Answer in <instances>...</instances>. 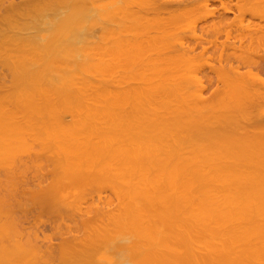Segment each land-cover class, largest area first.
Listing matches in <instances>:
<instances>
[{
    "label": "bare ground",
    "instance_id": "bare-ground-1",
    "mask_svg": "<svg viewBox=\"0 0 264 264\" xmlns=\"http://www.w3.org/2000/svg\"><path fill=\"white\" fill-rule=\"evenodd\" d=\"M0 70V264H264V0H0Z\"/></svg>",
    "mask_w": 264,
    "mask_h": 264
},
{
    "label": "rangeland",
    "instance_id": "rangeland-1",
    "mask_svg": "<svg viewBox=\"0 0 264 264\" xmlns=\"http://www.w3.org/2000/svg\"><path fill=\"white\" fill-rule=\"evenodd\" d=\"M232 1L234 2L235 0H232ZM219 4H220V3H218V1H213V2H211V3L208 5V7H210V8H211L212 6H213V8H214V7H217V6L219 7ZM201 11H202V10H201ZM201 11H200V13H199L200 15L198 14L197 11H196V12H197L198 15L195 14V13H194V15H193L195 18H197L196 16H198V18H199V19L197 18L199 21L196 22V28H195V32L198 33V34H202V32H201V30H200L201 28H198V27H199L198 24L201 26V24H203V22H204V21L201 19V16H202V14H203V12L201 13ZM195 15H196V16H195ZM231 15H232V14H230V13L228 14V16L232 17ZM193 16H192V18H193ZM187 18H189V17H187ZM190 18H191V17H190ZM190 18L188 19L189 21H190ZM195 18H194V19H195ZM197 19H196V20H197ZM183 20H184V19H183ZM196 20H195V21H196ZM209 20H210V19H208V21H209ZM200 22H202V23H200ZM197 23H198V24H197ZM191 25H192V24H191ZM193 25H195V24H193ZM182 30H183V29H182ZM199 30H200V31H199ZM230 30H232V31H229L230 34L233 33V32H236V31H237V30L234 31V30H235L234 27L231 28ZM95 32H98V33H99L100 31L96 28ZM182 32H183V31H182ZM199 32H200V33H199ZM237 32H238V31H237ZM178 33H179V34H178ZM180 33H181V29H180V32L177 30V31H176V34H175L176 37H178V38H177L178 40H184L185 42L188 41L187 43H188V44L191 43L190 45H192V44H194V43L196 42L193 38H189V36L187 35V33H188V34L190 33L189 30L187 31V33H186V31H185V34H184V32H183V34H182V33L180 34ZM236 34H237V33H236ZM95 35H96V34H95ZM99 35H100V34H99ZM175 35H174V36H175ZM220 35H221V37H220ZM220 35H219V38H218L219 41H221V40H222L221 38H223V36H224L223 32H222ZM232 35H233V34H232ZM232 35H231V36H232ZM96 36H97V35H96ZM179 36H180V37H179ZM181 36H183L184 38L182 37L183 39H181ZM206 36H207V37H206ZM208 36L211 37L210 34H209V35H205V37H206L207 39L210 38V37L208 38ZM233 36H234V35H233ZM233 36H232V37H233ZM235 36H236V35H235ZM185 37H186L187 40L185 39ZM203 37H204V36H203ZM188 38H189V39H188ZM233 38H235V37H233ZM210 39H211V38H210ZM223 39H224V38H223ZM204 41H205V40H204ZM204 41H203V43H202V41H201V43H199V44H197V42L195 43V45L197 44L196 51H197V50L199 51L201 45L206 46L207 41H205V43H204ZM237 43H238V42H236V44H237ZM200 44H201V45H200ZM207 44H208V43H207ZM198 45H200V46H198ZM198 47H199V48H198ZM212 47H214V46H212ZM212 47L208 48V50H207L205 53H206V54H209V53H210L211 55H216V56H217V52H218L219 49H218V48L215 49V47H214V50H213ZM211 50H212V51H215V50H216V51L214 52L215 54H214ZM229 50H230V49H229ZM229 50H228V52L230 53ZM196 51H195V52H196ZM211 52H212V53H211ZM226 52H227V51L225 50V51H224V54H225ZM228 52H227V53H228ZM205 53L203 54V56L206 55ZM210 54H209V55H210ZM207 56H208V55H207ZM216 56L213 57V59H212L211 62H212V63H215V65H216V64L218 65L217 60H216V59H217ZM202 58H203V57H202ZM203 61H204V60L202 59V60H201V63H202ZM213 61H216V62H213ZM194 68H195V67H194ZM201 68H202V66H201V67H198L197 75H199V73H200V75H199L198 78H200V79H202L201 77L204 78L205 75H206L207 73L212 74V73L209 72V70H210L209 68H207V67H203L202 70H201ZM195 69H197V68H195ZM207 69H209V70H207ZM1 70H2V72H3L4 74H7L6 69H2V68H1ZM1 70H0V71H1ZM206 70H207V71H206ZM195 71H196V70H195ZM201 73H202L203 76L201 75ZM202 80H204V79H202ZM211 88H213V87H211ZM210 91H212V90H210ZM207 93L209 94L210 92L208 91ZM208 94H207V95H208ZM43 218H45V221H44ZM43 218H42V219H43L42 221L40 220L41 222H37V225H38L37 227H38V228L36 227V228L38 229L40 235H42V233H43V234H47V235H48V233H50L53 244H58L59 241H60V236L58 235L57 231H56V233H54V231L56 230V227H55V226H57V220H56V218H55V217H52V218H54V220H51L52 218H50L49 221L46 220V219H47L46 217H43ZM51 222H52V223H51ZM67 222H68V221H67ZM67 222H66V223H67ZM24 223H25L24 226H25L27 229H28L29 227L34 226V225L36 226V224H35L36 221L34 220V216H33V215H31V216L29 217V219H28L26 222H24ZM68 223H69V222H68ZM70 223L73 224V221L71 220ZM70 223H69V224H70ZM26 225H27V226H26ZM50 225H51V226H50ZM70 225H71V224H70ZM73 225H74V224H73ZM73 225H71V228H73ZM53 227H55V228H53ZM62 228H64L63 225H62ZM51 231H52V232H51ZM41 232H42V233H41ZM44 232H48V233H44ZM51 233H52V234H51ZM50 235H49V236H50ZM54 236H55V237H54ZM54 240H55V241H54Z\"/></svg>",
    "mask_w": 264,
    "mask_h": 264
}]
</instances>
